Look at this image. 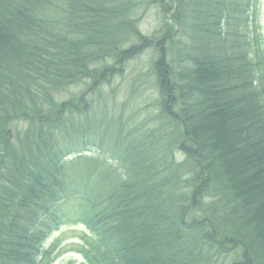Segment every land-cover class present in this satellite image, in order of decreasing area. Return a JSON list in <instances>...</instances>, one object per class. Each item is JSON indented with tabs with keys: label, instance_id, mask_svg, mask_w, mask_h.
<instances>
[{
	"label": "trees",
	"instance_id": "obj_1",
	"mask_svg": "<svg viewBox=\"0 0 264 264\" xmlns=\"http://www.w3.org/2000/svg\"><path fill=\"white\" fill-rule=\"evenodd\" d=\"M129 1L0 0V264H44L48 236L72 222L69 203L81 193L93 201L96 264H264L259 0H173L177 30L150 42L166 62L156 84L171 87H162L173 105L163 114L178 115L174 144L188 146L187 185H179L182 167L171 161L166 176L151 148L126 144L118 133L102 140L114 143L110 152L125 176L114 177L103 161L104 187L101 179L87 186L79 172L86 160L66 161L70 144L89 133L83 112L95 98L87 90L113 70L106 65L136 52L123 50L125 43L145 40L128 18ZM89 11L101 17L95 27L102 32L87 30L82 52L75 50L83 60L71 54L62 62L63 36ZM92 56L97 63L85 65ZM77 77L88 89L58 99ZM112 179L117 185L105 190Z\"/></svg>",
	"mask_w": 264,
	"mask_h": 264
},
{
	"label": "rangeland",
	"instance_id": "obj_2",
	"mask_svg": "<svg viewBox=\"0 0 264 264\" xmlns=\"http://www.w3.org/2000/svg\"><path fill=\"white\" fill-rule=\"evenodd\" d=\"M156 1H160L162 7ZM132 2H134L135 7L132 9V14L128 18L135 22L137 33H140L145 40L140 42L138 38H134L125 43L122 47L123 50L128 51V49L135 48L136 52H133L130 58L121 57L119 62H109L110 64L106 65L113 69V73L110 78L107 77L108 80H106L104 86L96 90L94 105L90 103L88 108H84L83 122L87 126V130L92 132L91 135H94L97 129L102 127L104 124L103 120H107L110 123V127L117 122L113 125V130L117 131L118 136L127 138L130 143L139 146L147 145L148 148H151L149 150L150 158L158 162L159 169L167 173L166 176H171L168 167H172V162L175 166L182 167L181 171L184 180L179 185L185 186L187 185V181L190 182L192 173L188 172L190 165L188 164V157L185 153L186 150L181 146L182 144H174L175 135L179 133L180 128L173 118H170L172 115L167 117L163 114L162 101L166 99V94L163 91L167 90L170 92L171 87L164 80L161 81L160 86L156 84L157 79H160L158 73L162 72L166 62L165 60L161 62L160 54H156L155 47L150 46V40L158 34V38H161L163 35V32H158L162 31L164 24H167L169 29L175 30L176 25L171 21L174 19L175 7L171 3V0H132ZM166 5L169 6V9L171 8L169 13H164L163 11ZM257 6L258 18L255 24L256 26L253 28L256 30L254 32L255 36H258L259 45H261L264 53V0H259ZM88 21L92 26L96 24V21L93 19H88ZM81 23L79 20L75 21L69 29V36L63 38L67 44L65 42L60 44L63 48H60L58 57L56 58L62 60V62L69 60L71 54L83 60V57L80 54H76L75 50L82 52L81 46L84 45V42L91 34L80 25ZM125 29H129V26L122 28V30ZM99 31L102 32V28H99ZM72 36H74L73 40L71 39ZM157 43L158 41L154 42L155 46H157ZM96 57L94 58L92 56L90 63L84 61L83 63L89 66L91 63L94 65L97 63V61L94 62ZM98 63H100V59ZM105 63V60L101 61L102 65H105ZM84 64L81 65L84 66ZM58 67H61V65ZM107 70L108 67L105 69V74L110 71ZM172 71L173 69H168V72ZM79 72L83 74L84 70H79ZM162 74L165 76L166 71ZM77 80H80V82L76 83L75 79L67 82L68 86L62 88V91L58 93V99L66 98L72 92V94H79L83 89H86L87 86L84 87V79L82 80L81 77H77ZM162 87H164V90ZM106 101L111 103V105L106 106L104 104ZM166 101L164 104L168 109L170 107L168 104L172 103L169 96ZM98 107L107 110L106 113L109 115L105 118L99 113H96ZM78 112L82 113L80 111ZM95 120L97 123L93 125L92 123ZM103 129L105 130L106 128ZM90 139L95 141L97 138L94 139V137H91ZM91 140L87 139L86 142L81 143V146H79L80 149L76 148L74 150L75 155L78 153L82 154L83 151L81 150H87L92 153L94 143ZM105 141L108 140L105 139ZM153 143L155 144L154 147ZM114 164V161L109 163V165ZM116 166H118L117 163ZM85 168L88 169L90 166ZM91 170L94 169L92 168ZM73 171H77L76 167H73ZM82 229L80 225H66L59 232L52 235L46 243V248L50 247V249H53V252L50 253L51 259H54L52 264H81L82 257L76 251L79 249V237L83 234Z\"/></svg>",
	"mask_w": 264,
	"mask_h": 264
},
{
	"label": "bare ground",
	"instance_id": "obj_3",
	"mask_svg": "<svg viewBox=\"0 0 264 264\" xmlns=\"http://www.w3.org/2000/svg\"><path fill=\"white\" fill-rule=\"evenodd\" d=\"M181 146H183V145H181ZM183 148H184V146H183Z\"/></svg>",
	"mask_w": 264,
	"mask_h": 264
}]
</instances>
